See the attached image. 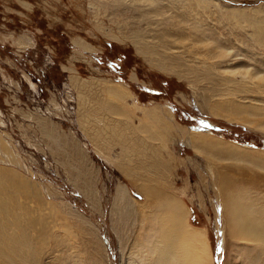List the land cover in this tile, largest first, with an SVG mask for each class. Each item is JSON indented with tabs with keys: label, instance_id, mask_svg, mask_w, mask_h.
I'll return each instance as SVG.
<instances>
[{
	"label": "rangeland",
	"instance_id": "1",
	"mask_svg": "<svg viewBox=\"0 0 264 264\" xmlns=\"http://www.w3.org/2000/svg\"><path fill=\"white\" fill-rule=\"evenodd\" d=\"M114 86L166 118V197L97 157ZM263 225L264 0H0V264H264Z\"/></svg>",
	"mask_w": 264,
	"mask_h": 264
},
{
	"label": "crops",
	"instance_id": "2",
	"mask_svg": "<svg viewBox=\"0 0 264 264\" xmlns=\"http://www.w3.org/2000/svg\"><path fill=\"white\" fill-rule=\"evenodd\" d=\"M109 90L122 92L121 98H114L118 104L105 106L99 103L90 108L92 114L80 116L81 122L94 123L96 129L92 128V132H99L108 138L106 153L97 157L125 184L123 187L140 189L142 185H146L138 192L142 194L145 189L148 196L155 197L149 198L150 201H156L162 193L166 197V193L159 189L162 184H165L164 188L166 187V166L171 168V157L169 150H166V142H170L173 137L171 139L166 137V118L163 117L161 123H156L151 111V108L155 106L142 107L130 102L121 86L120 88L114 86ZM159 106L167 107V110L170 108L169 104ZM160 130L161 132L155 135ZM112 136L116 138L109 140ZM128 146L130 148H127ZM156 162L160 164L156 171L157 176L154 173ZM171 175L167 173V180ZM116 187L118 191L120 187L122 188V186ZM115 198L112 201H115ZM247 225L251 229L255 227L259 229L253 223Z\"/></svg>",
	"mask_w": 264,
	"mask_h": 264
},
{
	"label": "bare ground",
	"instance_id": "3",
	"mask_svg": "<svg viewBox=\"0 0 264 264\" xmlns=\"http://www.w3.org/2000/svg\"><path fill=\"white\" fill-rule=\"evenodd\" d=\"M197 138H199L198 137V135L197 136H191V143H194V145H197V146H195V147H199V145H202V144H197V140H201V139H197ZM232 200H230V202H229V205H228V208H227V211H230L231 213H236L237 212V209H236V207H235V202H233V206H230V204H232ZM177 213V212H176ZM238 221H240V220H238ZM240 227V226H239ZM255 234V236H257L258 237V235H259V237L261 238V240H264V235L262 234L261 235V232H258V233H254ZM258 234V235H257ZM196 235L197 234H194V233H190V232H185L184 233V236H186L187 238H185V240H186V244L184 243V246L182 245V246H180V244H179V250H181V249H183L184 248V253L187 251L188 252V248L190 247L189 245H188V243L190 242V241H192V240H194L195 238H196ZM8 241V242H7ZM7 241H3V238L1 239V237H0V250L1 249H3V253H4V250L6 249V248H9L10 247V245H11V243H12V241L11 242H9V239L7 240ZM263 242V241H262ZM168 252L169 251H167V256H168ZM190 252V251H189ZM3 253L1 252L0 253V259H3L4 258V255H3ZM183 253V254H184ZM192 254V253H191ZM187 255V254H186ZM199 255H201L200 253H199ZM193 256V255H192ZM188 257V256H187ZM186 256H185V258H187ZM201 257V256H200ZM185 258H183V259H185ZM189 258V257H188ZM189 260V259H188ZM184 261V260H183ZM190 261V260H189ZM181 262V261H180ZM194 262V261H193ZM210 262H211V258H210ZM184 263H186V262H184ZM189 264H190V262H188ZM192 263V262H191Z\"/></svg>",
	"mask_w": 264,
	"mask_h": 264
},
{
	"label": "built area",
	"instance_id": "4",
	"mask_svg": "<svg viewBox=\"0 0 264 264\" xmlns=\"http://www.w3.org/2000/svg\"><path fill=\"white\" fill-rule=\"evenodd\" d=\"M68 109L72 111V109H73L72 105H69Z\"/></svg>",
	"mask_w": 264,
	"mask_h": 264
}]
</instances>
